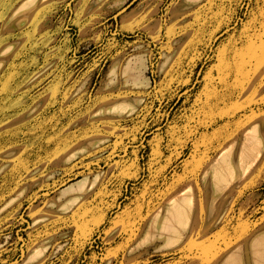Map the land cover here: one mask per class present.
<instances>
[{"label": "rangeland", "instance_id": "rangeland-1", "mask_svg": "<svg viewBox=\"0 0 264 264\" xmlns=\"http://www.w3.org/2000/svg\"><path fill=\"white\" fill-rule=\"evenodd\" d=\"M37 1L0 0V264L249 259L264 234V0H158L154 31L136 9ZM230 157L225 214L190 220L229 191L207 193L203 171Z\"/></svg>", "mask_w": 264, "mask_h": 264}, {"label": "crops", "instance_id": "crops-1", "mask_svg": "<svg viewBox=\"0 0 264 264\" xmlns=\"http://www.w3.org/2000/svg\"><path fill=\"white\" fill-rule=\"evenodd\" d=\"M36 2L31 4V6L29 7V9H34V7L36 6V3L38 2L37 0H35ZM55 1L58 0H48V1H43L40 2L39 0V4L40 6H45L47 4H51ZM73 0H71L72 2ZM131 0H88L87 5L85 7H87V9H112L115 6L118 5V9H122L124 8ZM199 0H182V5L180 6H176V4H173L169 7V9H192V6L195 5ZM135 3L134 6H132ZM127 9H136L134 12V15H137V22H136V26L140 29L143 30H147V31H154L157 30L159 27V19L158 17H156V15L154 14L153 9H159V1L158 0H134L130 5H128L123 11L120 12H126ZM142 9H146V10H142ZM131 12V11H129ZM118 13V11H117ZM119 15V14H118ZM181 93H183V91H181ZM82 178H79L78 180H81ZM78 180L74 181L77 182ZM236 185H238V183H234L233 185H231L229 191L225 194L224 197H222L221 202L217 205V208L212 207L213 209L211 210V212H207L205 205H207L208 201L209 203L212 202V198L210 197V194L205 193V197L203 198L202 201V205L201 207H199V209L197 208V211H193L191 214V219L190 220H195V222L199 219V215H201L202 219H203V223L204 225H206L208 223V221L210 219H212L213 217H217L219 216L218 220H220L223 215L225 214V206H227V204L230 202V200L232 199L234 192H235V187ZM235 186V187H234ZM216 200V199H215ZM217 201V200H216ZM72 209V208H71ZM71 209H69L68 211H70ZM67 211V212H68ZM157 211H159V209H157L155 212H153L152 215H154ZM206 217L208 218L207 220ZM46 220V219H45ZM217 220V221H218ZM43 222V221H42ZM31 226L33 225V221L30 224ZM264 237V234H262L261 232L259 233V235H256L253 237V239L250 241V252H249V259H245V257H243V252L241 250V247H235L232 248L231 250H227L220 258H217V260L215 261V264H224L225 259L227 260L228 257H230L232 254L238 255L239 257V264H264V243H263V247H261V250L258 252V255L254 254L253 252V246L255 242H260V239H262ZM156 239V238H154ZM154 239L150 240L153 241ZM139 241V240H138ZM137 241V243H138ZM49 243V241H47ZM150 242H146L143 243L141 245L138 246H143L147 243ZM162 243L163 241L161 240V242L159 243L160 247H162ZM137 245V244H136ZM50 244L46 247V249L44 250V253L46 254L48 251ZM171 247V246H170ZM162 248H169V247H162ZM257 259H256V258ZM263 259V261H261ZM251 262V263H250Z\"/></svg>", "mask_w": 264, "mask_h": 264}, {"label": "bare ground", "instance_id": "bare-ground-1", "mask_svg": "<svg viewBox=\"0 0 264 264\" xmlns=\"http://www.w3.org/2000/svg\"><path fill=\"white\" fill-rule=\"evenodd\" d=\"M45 0H40V2H43ZM226 148H223L222 150L219 151L220 155L222 152H224ZM247 149L239 153V161L241 159H245L246 161H249L251 157L252 163L256 161L258 158V155L251 156V153H247ZM217 157V156H216ZM215 157V159H216ZM209 170V172H208ZM207 173L209 174V177L211 179V182H209L207 193H214L216 190H220V192H224V190L229 186L233 185L236 183L237 180V171H236V161H233V158L230 157L229 159H222L216 166L213 168L208 167L207 170L203 171V174L206 175ZM243 176V175H242ZM221 189L223 191H221ZM176 194V195H175ZM172 195L169 199L168 202H172L173 200L177 199L179 195H181V192L175 193ZM182 207V202L180 204H177L176 207ZM175 207V208H176ZM213 207V204H212ZM33 225H36L39 222V219L35 218L32 220ZM44 246H39L36 245L33 247L30 252L27 254V261H32V260H39L44 256Z\"/></svg>", "mask_w": 264, "mask_h": 264}, {"label": "water", "instance_id": "water-1", "mask_svg": "<svg viewBox=\"0 0 264 264\" xmlns=\"http://www.w3.org/2000/svg\"><path fill=\"white\" fill-rule=\"evenodd\" d=\"M134 0H131L124 8L120 9L118 13H120L121 11H123L128 5H130Z\"/></svg>", "mask_w": 264, "mask_h": 264}]
</instances>
